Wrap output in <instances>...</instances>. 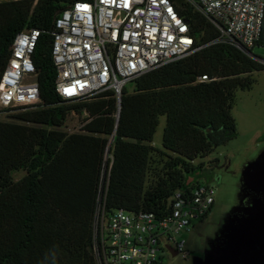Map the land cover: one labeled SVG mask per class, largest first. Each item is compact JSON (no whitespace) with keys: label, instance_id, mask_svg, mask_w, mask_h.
I'll return each instance as SVG.
<instances>
[{"label":"trees","instance_id":"1","mask_svg":"<svg viewBox=\"0 0 264 264\" xmlns=\"http://www.w3.org/2000/svg\"><path fill=\"white\" fill-rule=\"evenodd\" d=\"M77 1L85 0H0V79L14 38L41 32L33 54L41 103L0 121V264H98L94 222L105 163L107 213L167 214L173 194L200 185L208 171L197 161L237 137L235 91L249 90L252 75L264 70L187 0H172L194 53L135 79L120 101L113 90L64 100L53 34L58 16ZM257 47H264V23ZM72 112L86 113L77 133L63 130ZM162 116L158 149L152 144ZM19 172L25 175L16 180Z\"/></svg>","mask_w":264,"mask_h":264},{"label":"built area","instance_id":"2","mask_svg":"<svg viewBox=\"0 0 264 264\" xmlns=\"http://www.w3.org/2000/svg\"><path fill=\"white\" fill-rule=\"evenodd\" d=\"M187 1L219 28L225 40L245 52L257 47L264 0ZM40 35L38 29H27L11 43L0 79V114L41 103L33 62ZM196 50L189 24L172 0L77 1L55 21L56 90L64 100L88 99L107 90L119 98L128 83ZM107 154L111 160L109 150ZM105 176L106 167L94 222L98 264H163L160 255L166 252L189 257L185 241L177 236L210 212L215 202L210 186L176 191L169 212L162 216L124 209L107 213L102 203Z\"/></svg>","mask_w":264,"mask_h":264},{"label":"rangeland","instance_id":"3","mask_svg":"<svg viewBox=\"0 0 264 264\" xmlns=\"http://www.w3.org/2000/svg\"><path fill=\"white\" fill-rule=\"evenodd\" d=\"M252 53L264 60V47H255ZM252 76L254 83L249 90L235 91L231 114L237 137L197 161L208 169L197 179L213 189L215 202L203 220L177 236L185 241L189 257L161 253L163 264H264V70ZM126 87L133 90L131 83ZM17 113L6 110L0 114V121H14ZM85 117L72 112L63 130L79 132ZM165 124L166 118L160 117L152 144L158 149H163ZM253 168L261 172L260 186H252L247 177ZM24 175L15 173L14 178Z\"/></svg>","mask_w":264,"mask_h":264},{"label":"flooded vegetation","instance_id":"4","mask_svg":"<svg viewBox=\"0 0 264 264\" xmlns=\"http://www.w3.org/2000/svg\"><path fill=\"white\" fill-rule=\"evenodd\" d=\"M256 173H258V177H257ZM259 173H261L259 169H256V170L252 169V170L248 171L247 177H248L249 182L252 186L256 187V186L261 185V182L263 179H261V177L259 176Z\"/></svg>","mask_w":264,"mask_h":264},{"label":"water","instance_id":"5","mask_svg":"<svg viewBox=\"0 0 264 264\" xmlns=\"http://www.w3.org/2000/svg\"><path fill=\"white\" fill-rule=\"evenodd\" d=\"M242 51H244L245 52V50L243 49V48H241V47H239ZM246 54H248L250 57H253V58H258L257 56H255L251 51H246L245 52ZM119 101H120V97H119ZM254 169V168H253ZM257 168H255L254 170H256ZM250 170H252V169H250ZM249 170V171H250ZM257 174V177H258V173H256ZM172 253V256L174 257V256H176V254L174 253V252H171Z\"/></svg>","mask_w":264,"mask_h":264},{"label":"crops","instance_id":"6","mask_svg":"<svg viewBox=\"0 0 264 264\" xmlns=\"http://www.w3.org/2000/svg\"><path fill=\"white\" fill-rule=\"evenodd\" d=\"M84 114H86V113H84Z\"/></svg>","mask_w":264,"mask_h":264}]
</instances>
